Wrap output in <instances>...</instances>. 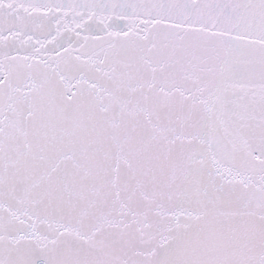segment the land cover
Wrapping results in <instances>:
<instances>
[{"label": "snow or ice", "instance_id": "snow-or-ice-1", "mask_svg": "<svg viewBox=\"0 0 264 264\" xmlns=\"http://www.w3.org/2000/svg\"><path fill=\"white\" fill-rule=\"evenodd\" d=\"M0 264H264V0H0Z\"/></svg>", "mask_w": 264, "mask_h": 264}]
</instances>
